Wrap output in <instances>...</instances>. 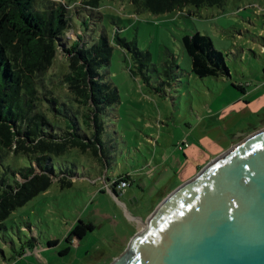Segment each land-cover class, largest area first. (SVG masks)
Wrapping results in <instances>:
<instances>
[{"label": "rangeland", "instance_id": "rangeland-1", "mask_svg": "<svg viewBox=\"0 0 264 264\" xmlns=\"http://www.w3.org/2000/svg\"><path fill=\"white\" fill-rule=\"evenodd\" d=\"M73 6L83 7L80 3ZM99 12L103 15L99 27H104L109 37L117 32L127 41L135 40L140 50L150 53L157 72L150 71L145 83L141 76L131 73L136 68L127 52L113 44L106 69L118 90L119 103L113 109L114 117L104 119L103 158L77 150L62 158L53 157L56 175L68 167L78 177L63 189L53 181L46 193L17 208L4 221L0 264H110L172 191L219 156L209 153L210 143L223 138V133L228 138L238 136H232L233 129L226 131L235 122L254 121H245L243 112L226 114V88L241 80L255 82V73L264 68V0H227L222 8L186 7L162 15L135 13L128 0H103ZM74 23L81 25L78 19ZM193 32L209 36L214 48L225 55L230 77L217 80L192 74L181 38ZM75 33L71 30L66 35L74 39ZM170 55L179 71L167 77L163 62ZM65 69L66 61L58 53L49 73L59 74ZM186 140L208 152V161L198 162L197 171L190 167L182 175L185 168L180 160L184 159L177 148ZM27 164L20 155L4 161L13 170ZM125 176L129 185L118 190V182L111 181ZM111 188L117 189L116 195ZM78 220L92 225V231L66 241ZM32 237L37 250L28 251L27 242ZM52 239L59 244L47 248ZM21 251L26 253L19 258ZM64 251L68 253L60 255Z\"/></svg>", "mask_w": 264, "mask_h": 264}, {"label": "trees", "instance_id": "trees-1", "mask_svg": "<svg viewBox=\"0 0 264 264\" xmlns=\"http://www.w3.org/2000/svg\"><path fill=\"white\" fill-rule=\"evenodd\" d=\"M102 1L0 0V230L17 208L46 193L53 181L63 189L78 177L68 167L56 175L53 157L62 158L70 150H77L103 158L104 119L114 117L113 109L119 103L118 90L109 81L106 69L113 44L127 52L136 68L131 73L141 76L145 83L150 71L157 72L150 53L140 50L135 40L127 41L117 32L109 37L105 28L99 27ZM128 1L135 13L152 15L179 12L186 7L222 8L227 2ZM76 3L83 7L73 6ZM74 19L80 20L79 27ZM71 30L76 31L74 39L66 35ZM181 45L196 77H230L225 55L214 48L209 36L193 32L181 38ZM58 53L66 61V69L50 74ZM170 57L163 62L167 77L179 71ZM172 78L177 80V75ZM19 155L26 158L27 166L13 170L4 165L9 156ZM112 193L116 195V190ZM92 229V225L78 220L65 240L80 239ZM56 244L48 241L47 247ZM27 248H37L34 237ZM25 253L21 251L18 257Z\"/></svg>", "mask_w": 264, "mask_h": 264}, {"label": "water", "instance_id": "water-1", "mask_svg": "<svg viewBox=\"0 0 264 264\" xmlns=\"http://www.w3.org/2000/svg\"><path fill=\"white\" fill-rule=\"evenodd\" d=\"M110 264H264V128L172 191Z\"/></svg>", "mask_w": 264, "mask_h": 264}, {"label": "crops", "instance_id": "crops-1", "mask_svg": "<svg viewBox=\"0 0 264 264\" xmlns=\"http://www.w3.org/2000/svg\"><path fill=\"white\" fill-rule=\"evenodd\" d=\"M255 74L257 75L256 77L257 80L255 82L241 80L242 81L241 83L237 82L236 84H233L234 86H229L226 88V93H227L226 106L228 108L225 110L226 114L230 113V111L243 112L245 121H249L252 118H254V121H251L248 124H244V123L240 124V122H235L234 124H232L231 127L227 128L226 131H230L231 129H233L235 132L232 134V136H234V134L236 133H238V136H235L233 138H228L227 134L223 133V138L217 140L213 144L210 143L207 146V150L209 151V153L212 152L221 155L224 152H226L228 149H230L232 146L239 143L242 139L264 128V122L260 123V121L264 118V68H262L261 73H255ZM222 79L225 80L227 78L223 77ZM229 81H234V80H229ZM222 143H225V145L223 147H219V145ZM188 144H189L188 148H185L181 151L178 150L177 148V151L182 154V157L184 159V160H180V162L181 161L183 162L182 168H185V171L182 172V175L188 172L190 167L191 168L194 167L197 171L199 169L198 162L208 161V152L205 153L204 151L196 148V146L191 145L189 141ZM228 145L230 148L228 147L226 149ZM165 163H167V161H165ZM191 164H193V166ZM81 179L84 178L82 177ZM73 184L74 183H72V185ZM99 191L101 192L103 190H99ZM48 241H55L57 244H59L58 240L52 239ZM66 249L68 248H65L64 250Z\"/></svg>", "mask_w": 264, "mask_h": 264}, {"label": "built area", "instance_id": "built-area-1", "mask_svg": "<svg viewBox=\"0 0 264 264\" xmlns=\"http://www.w3.org/2000/svg\"><path fill=\"white\" fill-rule=\"evenodd\" d=\"M188 146H189V144H188V141L186 140V141H183L179 146H178V150H183V149H185V148H188ZM115 181L116 182H118V180L116 179H114V180H112L111 182H113V184L115 183ZM129 185V179H128V176H125V179H122L121 178V181H119L118 182V185H117V189L118 190H122L124 187H127ZM109 188H110V186H109ZM107 190H108V192H109V189H108V187L106 188ZM116 189V190H117ZM114 190V189H113ZM111 192H112V188H111ZM35 250H37V249H34V251Z\"/></svg>", "mask_w": 264, "mask_h": 264}, {"label": "bare ground", "instance_id": "bare-ground-1", "mask_svg": "<svg viewBox=\"0 0 264 264\" xmlns=\"http://www.w3.org/2000/svg\"><path fill=\"white\" fill-rule=\"evenodd\" d=\"M142 227H143V225H142Z\"/></svg>", "mask_w": 264, "mask_h": 264}]
</instances>
